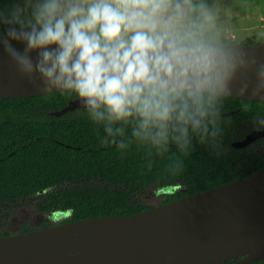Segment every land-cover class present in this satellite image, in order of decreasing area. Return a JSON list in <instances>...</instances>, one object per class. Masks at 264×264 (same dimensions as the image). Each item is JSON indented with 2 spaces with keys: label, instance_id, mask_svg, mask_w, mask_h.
<instances>
[{
  "label": "clouds",
  "instance_id": "1",
  "mask_svg": "<svg viewBox=\"0 0 264 264\" xmlns=\"http://www.w3.org/2000/svg\"><path fill=\"white\" fill-rule=\"evenodd\" d=\"M227 16L221 0H23L0 11V46L30 84L75 93L101 145L143 146L149 169L167 156L178 175L194 141L219 154L226 98L264 100V61L234 42Z\"/></svg>",
  "mask_w": 264,
  "mask_h": 264
},
{
  "label": "trees",
  "instance_id": "2",
  "mask_svg": "<svg viewBox=\"0 0 264 264\" xmlns=\"http://www.w3.org/2000/svg\"><path fill=\"white\" fill-rule=\"evenodd\" d=\"M11 8L12 0H0V11ZM4 29L0 25V31ZM74 98L75 93L60 90L0 98V209L39 193V211L69 212V218L61 223L129 215L151 207L137 198V193L146 187L169 188L176 183L186 187L162 202L166 203L250 175L263 164L259 160L264 153L244 154L235 150L231 142L236 135L244 134L245 120H254L256 113L264 114V101L226 98L219 154L194 141L191 155L183 158L184 170L172 175L166 171L167 156L154 155L149 169L145 147L133 144L121 154L114 144L101 145L103 126L90 119L85 107L60 116L50 113ZM245 103L250 105L247 112L243 110ZM238 162L243 165L238 167ZM46 188L55 189L41 194ZM52 225L46 220L38 228ZM34 229L24 227L18 232ZM6 234L9 233L0 232V236ZM259 262L263 264L264 260Z\"/></svg>",
  "mask_w": 264,
  "mask_h": 264
},
{
  "label": "water",
  "instance_id": "3",
  "mask_svg": "<svg viewBox=\"0 0 264 264\" xmlns=\"http://www.w3.org/2000/svg\"><path fill=\"white\" fill-rule=\"evenodd\" d=\"M12 44L23 50L24 45ZM239 45L264 61V41ZM36 85L18 74L0 46V98L59 91H45L39 80ZM81 107L77 97L50 113L60 116ZM260 136L264 130H254L232 145L242 147ZM234 257L240 258L229 264L264 260V165L248 176L133 214L0 236V264H220Z\"/></svg>",
  "mask_w": 264,
  "mask_h": 264
},
{
  "label": "rangeland",
  "instance_id": "4",
  "mask_svg": "<svg viewBox=\"0 0 264 264\" xmlns=\"http://www.w3.org/2000/svg\"><path fill=\"white\" fill-rule=\"evenodd\" d=\"M23 0H12V7ZM223 7L227 10L228 16L226 26L235 37L234 42L254 43L264 41V0H221ZM264 143L252 142L242 149L248 151H263ZM55 188H46L41 194H46ZM170 194L156 195L159 187H146L137 193V198L145 204L155 206L160 205L174 192L184 191L182 184L176 183L169 187ZM39 200V193L31 197L11 203L0 209V232L16 233L24 227L38 228L46 220L52 224L61 223L69 218L68 211L42 212L37 209L36 203ZM262 264V263H256ZM264 264V263H263Z\"/></svg>",
  "mask_w": 264,
  "mask_h": 264
},
{
  "label": "flooded vegetation",
  "instance_id": "5",
  "mask_svg": "<svg viewBox=\"0 0 264 264\" xmlns=\"http://www.w3.org/2000/svg\"><path fill=\"white\" fill-rule=\"evenodd\" d=\"M264 115V114H263ZM245 122H246V125H245V130H244V134L243 135H236V139L234 140V141H237V140H241V139H243V138H245L246 137V135H248L250 132H252V131H254L255 129H254V127H253V122H254V120H252V121H248V120H245ZM234 141H232V142H234ZM255 141H257V142H260V143H264V136H260V137H257L256 139H254L253 141H251L250 143H248V144H246L245 146H242V147H234L233 145H232V142H231V145H232V147L235 149V150H237V151H239V152H241V153H244V154H248V153H251V152H256V153H264V150L263 151H248V152H244V151H242V149L243 148H245L246 146H248L249 144H251L252 142H255ZM259 162L260 163H263L262 164V166L264 165V156H263V158L262 159H260L259 160ZM243 165V163L242 162H238V167H240V166H242ZM252 166H254V165H252ZM259 169V168H258ZM258 169H256V170H258ZM255 170V171H256ZM254 171V172H255ZM252 174V173H251ZM248 176V175H247ZM242 178V177H241ZM237 179H239V178H237ZM185 187V186H184ZM185 190H186V187H185ZM184 190V191H185ZM180 192H183V191H180ZM175 193V192H174ZM185 195V194H184ZM178 199V198H177ZM240 257H234V258H230V259H228V260H226V261H224V262H222V263H220V264H229V263H232V262H234V261H236L237 259H239ZM260 261H262V260H260ZM262 263V262H259V261H255V262H252V263H249V264H253V263Z\"/></svg>",
  "mask_w": 264,
  "mask_h": 264
}]
</instances>
